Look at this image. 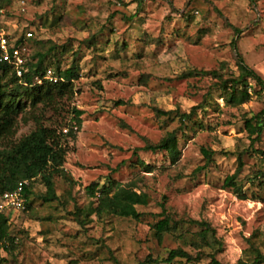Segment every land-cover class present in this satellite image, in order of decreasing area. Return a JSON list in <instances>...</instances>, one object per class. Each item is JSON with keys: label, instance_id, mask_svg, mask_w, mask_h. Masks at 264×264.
I'll use <instances>...</instances> for the list:
<instances>
[{"label": "rangeland", "instance_id": "rangeland-1", "mask_svg": "<svg viewBox=\"0 0 264 264\" xmlns=\"http://www.w3.org/2000/svg\"><path fill=\"white\" fill-rule=\"evenodd\" d=\"M0 6V35L24 36L30 58L54 47L62 69L76 58L81 68L71 99L34 114L45 126L70 129L73 110L83 112L55 178L62 202L45 204L46 188L37 180L32 209L9 212L18 249L13 255L0 250V261L138 264L181 248L196 260L174 264H210L213 257L239 264L251 259L252 245L264 255V178L258 177L264 175V132L257 141L245 126L264 110V91L247 79L252 98L233 108L221 97L220 82L183 76L217 70L224 81L235 79L240 55L264 81V0H0ZM195 107L185 130L176 112ZM31 118L20 121L13 141L36 129ZM171 132L181 152L175 165L165 152L144 149ZM203 150L212 152L211 162ZM235 174L244 200L224 186ZM108 177L135 185L150 204L137 208L140 221L92 216L82 227L75 206H88V186ZM165 218L177 229L159 240L154 225ZM193 222L208 223L222 246H194L201 227Z\"/></svg>", "mask_w": 264, "mask_h": 264}, {"label": "trees", "instance_id": "trees-1", "mask_svg": "<svg viewBox=\"0 0 264 264\" xmlns=\"http://www.w3.org/2000/svg\"><path fill=\"white\" fill-rule=\"evenodd\" d=\"M253 1V0H250ZM142 5V3H140ZM2 6H0L1 8ZM239 35L241 31L237 30ZM25 45V38L22 36L17 41V46ZM232 45L235 47L236 42ZM66 50L63 48L61 53ZM57 48H51L46 53H36L31 58L28 57L26 70L21 77L8 63L0 62V201L7 193H14L19 188L20 183L24 184L22 195L25 199L24 211H29L33 207V187L37 180L46 188V193L40 196L45 204H60L62 196L56 191L55 178L62 174L66 157L68 154V141L75 140L77 133L81 129L83 115L82 111L73 110L74 120L77 130L71 126L68 133H64V124L56 126H45L41 117L36 116L34 111L40 107L53 108L65 99H71L75 94V83L81 78V68L77 58L66 69H62L61 60L58 58ZM240 74L237 78L223 80L220 71L192 70L184 73V78H206L215 79L221 91V97L226 106L240 107L252 98L249 91L247 79L254 80L264 91V81L243 61L239 55ZM51 71L53 80L46 79L47 72ZM41 81L42 83H38ZM31 107L30 112L27 111ZM197 107L193 108L190 114H176L180 117L183 128L188 127V120H191ZM33 113V115H32ZM160 116L170 117L173 112L157 110ZM35 121L36 129L29 135L23 137L19 142L13 141L20 121H25L30 117ZM246 129L250 137H255L259 141L264 132V110L259 114L245 121ZM152 152H165L172 164H177L181 157L179 150V139L176 132L168 133L157 144H149L145 148ZM208 162L212 161V152L203 150ZM141 165H144L141 163ZM151 170V167L145 168ZM260 177L264 178L261 174ZM225 188H231L239 199H246L247 195L242 186L238 184L237 174L225 180ZM133 184L123 185L108 177L106 182H93L87 188L91 202L86 207L76 205L74 217L76 222L85 227L86 221L95 216L98 220L105 217H118L122 219H132L140 221L142 214L138 212V207H146L151 200L148 194L139 193ZM201 227V231L195 235L192 244L197 248L214 249L215 243L222 246L216 237V231L208 223L193 222ZM177 229L172 225L169 218L159 221L154 225L156 237L161 240L163 236L172 233ZM212 237V240H211ZM16 237L11 231V213L0 211V250H4L13 255L18 247ZM248 253V251L246 252ZM251 259L248 262L240 261L239 264H263L264 255L260 249L252 245L249 250ZM176 259H186L192 262L194 259L188 252L181 248L171 250L167 259H155L152 256L138 264H174ZM7 264L6 260L0 261ZM18 264V263H17ZM210 264H221L212 258Z\"/></svg>", "mask_w": 264, "mask_h": 264}, {"label": "built area", "instance_id": "built-area-1", "mask_svg": "<svg viewBox=\"0 0 264 264\" xmlns=\"http://www.w3.org/2000/svg\"><path fill=\"white\" fill-rule=\"evenodd\" d=\"M5 10L0 8V17L4 16ZM29 37L32 34L29 32L27 34ZM17 41L15 39L9 38L6 34L0 35V62L8 63L14 68L18 77H21L26 70V64L28 62V49L25 45L17 46ZM46 79L53 80L51 71L47 72ZM38 83H42L39 81ZM74 130H77L76 122L73 123ZM69 129H64V133H68ZM27 182L20 183L19 188L14 193L5 194L0 201V211L10 212L14 210H24L25 209V199L22 195V189L24 184Z\"/></svg>", "mask_w": 264, "mask_h": 264}]
</instances>
